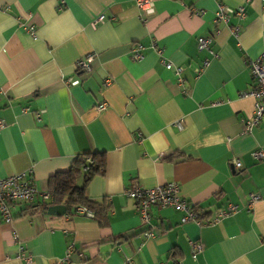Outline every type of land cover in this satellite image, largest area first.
<instances>
[{"label":"crops","instance_id":"crops-1","mask_svg":"<svg viewBox=\"0 0 264 264\" xmlns=\"http://www.w3.org/2000/svg\"><path fill=\"white\" fill-rule=\"evenodd\" d=\"M152 1L146 13L136 0H0V179L24 174L39 192L0 215V264H264V157L253 155L264 117L243 133L253 99L242 95L264 47V0ZM219 4L245 15L215 21ZM208 35L210 51L199 49ZM87 54L90 72L78 71ZM93 152L105 165L86 194L103 215L48 213L49 179ZM168 182L200 222L153 206L146 237L126 190ZM250 193L260 199L248 207Z\"/></svg>","mask_w":264,"mask_h":264},{"label":"built area","instance_id":"built-area-1","mask_svg":"<svg viewBox=\"0 0 264 264\" xmlns=\"http://www.w3.org/2000/svg\"><path fill=\"white\" fill-rule=\"evenodd\" d=\"M63 2V0H61ZM137 6H139L146 13L153 11V1L152 0H136ZM231 15H236L239 18H243L245 15V7L243 5L238 7H229L224 4H219L218 10L214 14L215 21H228ZM103 15L97 18V21H102ZM26 30L34 35L33 25H29ZM236 30V29H234ZM213 37L200 36L198 38V48L208 49L210 51V45ZM140 46L133 49V58L135 60L142 59ZM161 54V49H159ZM93 59L92 54H87L83 58L76 62V69L81 72L88 73L91 70V61ZM162 63L166 68H171L172 63L169 60L162 59ZM206 63V62H205ZM249 72L251 78L254 82L253 86L249 90L242 93L243 96H249L253 99V110L252 114L243 121V133L251 132L256 126L259 125L260 121L264 117V47L261 54L248 62ZM201 67L196 69V72L201 71ZM175 74L179 81H182L181 73L183 71L182 67H175ZM70 84H77V80L69 81ZM103 106H101L102 108ZM3 122H0L2 125ZM179 126L180 123L178 124ZM253 155L260 159L264 157V150H257ZM88 161H91L88 159ZM236 168L241 167V163L237 160L233 161ZM87 166H84L86 170ZM33 179L31 177H25L24 174H15L5 178L0 179V215L1 219L8 222L12 219L10 212L11 207L15 203H29L31 202L35 195L38 194ZM126 193L130 198L136 201V207L138 209L140 219L142 224H146L147 227L144 231L146 237H151L154 235L152 226L150 224L151 218V208L153 206H158L161 208L173 207L184 212L181 218L182 222L194 221L200 222L198 214L192 209V204L180 194V188L176 183L168 182L162 185H158L151 188H142L141 186H133L132 188L126 190ZM44 200L48 199L50 193L44 192L40 193ZM260 196L256 193H250L248 196V207H250L254 202L258 201ZM238 206L235 204H230L226 208H218L215 210L213 221H218L221 217L237 211ZM77 213L87 215L89 217L93 216V213L84 206L77 208ZM209 222V221H208ZM73 246L70 245L67 249L66 257L71 252ZM192 251H199L201 246L197 242L191 243ZM23 247H19V253H22ZM21 258L28 263L30 259L28 257Z\"/></svg>","mask_w":264,"mask_h":264},{"label":"trees","instance_id":"trees-1","mask_svg":"<svg viewBox=\"0 0 264 264\" xmlns=\"http://www.w3.org/2000/svg\"><path fill=\"white\" fill-rule=\"evenodd\" d=\"M88 158L91 161L88 162ZM104 165L103 153L93 152L77 156L68 170L58 172L49 179L51 203L65 205L66 214H75L77 208L84 206L93 213L94 218L100 219L106 206L89 199L86 186L95 174L103 172ZM84 166H87L86 170L83 169ZM51 203H45L43 207L47 208ZM171 255L174 256V253L171 252Z\"/></svg>","mask_w":264,"mask_h":264},{"label":"water","instance_id":"water-1","mask_svg":"<svg viewBox=\"0 0 264 264\" xmlns=\"http://www.w3.org/2000/svg\"><path fill=\"white\" fill-rule=\"evenodd\" d=\"M66 211V207L63 204L58 205H48L47 212L51 214H64Z\"/></svg>","mask_w":264,"mask_h":264}]
</instances>
